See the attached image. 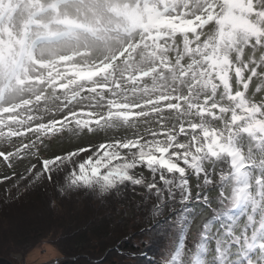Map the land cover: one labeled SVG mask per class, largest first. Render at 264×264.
I'll return each instance as SVG.
<instances>
[{"label": "snow or ice", "instance_id": "obj_1", "mask_svg": "<svg viewBox=\"0 0 264 264\" xmlns=\"http://www.w3.org/2000/svg\"><path fill=\"white\" fill-rule=\"evenodd\" d=\"M0 144L17 189L144 188L153 264H264V0H0Z\"/></svg>", "mask_w": 264, "mask_h": 264}, {"label": "rangeland", "instance_id": "obj_2", "mask_svg": "<svg viewBox=\"0 0 264 264\" xmlns=\"http://www.w3.org/2000/svg\"><path fill=\"white\" fill-rule=\"evenodd\" d=\"M90 138L94 142H99L89 133L82 134L80 138L70 139L65 136L61 139H54L44 155L59 153L60 150L68 149L72 144L86 142ZM3 149L4 145L0 144V150ZM32 162L36 163L35 160ZM27 163V161L17 162L14 168L10 169L3 158H0V210H6L10 224L7 228L8 226L4 227L0 221V257L8 259L13 264H132V262L136 263L134 256L130 254L136 252L134 250L139 252L143 247H149L154 250L159 260L161 252L171 247L170 237L173 233L168 225L136 231L137 226L153 219L152 204L150 207L146 204L151 203L154 198L148 196L144 188L133 186L130 183L99 195L102 199L99 207L105 214H110L108 217L111 223H107L105 227L107 230L104 232L102 230L93 234L89 232L82 236L64 235L69 229H71L69 232H72L77 226L75 223H69V216L56 221L52 219L43 221V218L42 222L37 221L39 220L36 218L39 213L38 206H35L32 213L28 208H33L30 206L33 200L38 202L40 199L47 203L46 198L53 197L56 193L55 185L45 181L31 189H25L23 185L19 189L13 187L15 177L12 176V172H22ZM137 171L150 177L146 169ZM4 176L12 177V179L4 180ZM57 179L59 180V177ZM192 182H195L194 179ZM56 190H58L57 186ZM94 192L89 190V193ZM139 192L142 195L146 194L147 198H142ZM63 194L69 197L64 198V201H59L54 197L52 201H49V207L56 210L58 201L68 203L77 197V194L69 189H65ZM127 196L131 201H135V198L140 200L134 205H127ZM132 196L133 199H131ZM45 215L42 213L39 216ZM170 215L165 209L164 215L158 216L163 221L167 220ZM104 222L101 223V227L105 224ZM124 239L127 241H123ZM189 240H191V234ZM118 244H120L119 247ZM123 247L130 250V253H122Z\"/></svg>", "mask_w": 264, "mask_h": 264}, {"label": "trees", "instance_id": "obj_3", "mask_svg": "<svg viewBox=\"0 0 264 264\" xmlns=\"http://www.w3.org/2000/svg\"><path fill=\"white\" fill-rule=\"evenodd\" d=\"M64 184H65V181L63 179V176L59 177V186H63ZM56 186L57 185H55V191H56L55 195L53 194V197L51 196L47 197L46 198L48 200L47 203H45V201L38 199V202H35L33 200L32 203L30 204V206L33 207V208H28V210H30L31 213L33 209L36 208L35 206H38L39 213L37 214L36 218H39V220L37 221L42 222V218H43V221H48L50 219H52V221H56V220H60V219H63L64 217L69 216V219H70L69 223H75V225L77 226L72 232H69L71 230L69 229V231L64 233V235H68V236L69 235L70 236L71 235L72 236L74 235L82 236L83 234H86L89 232L93 234L99 231L101 232V230L103 232L107 230L105 228L107 226V223H111L110 217H108V215L110 214L108 213L105 214L104 211L101 210V208L99 207V202H101L102 199L99 198L100 193L98 191H95L94 193H89L88 189H84V188L73 189V192L77 194V197L67 203V202H59V201H64V198H66L68 195L66 196L64 194H61L59 190H56ZM139 195H142V193L139 192ZM133 196L131 197V199L134 198ZM54 197L59 200L57 203L58 209L56 210L53 208H50L48 205L49 201H52ZM143 197H147L146 194H143L142 198ZM126 199H127V202H126L127 205H134V203H138L140 200V199L135 198L136 199L135 201L133 200L131 201L129 196H127ZM154 202L155 200L151 201V203L146 204V205L150 207L151 204L152 205L154 204ZM2 210H0V221L2 222V225L4 227L8 226L7 228H9L10 227L9 215L8 213H6V210H3V211ZM42 213H45L46 215L43 217H40L39 215ZM99 215H102V216H99ZM165 221L166 220H163V221L160 220V217L156 215L155 217H153L151 221L148 220L147 222L137 226L136 231L138 229L146 230V229L154 228L156 227V225L166 226L167 224L165 223ZM102 222H104L105 224L101 227ZM76 231L78 232L74 233ZM123 241L126 242L127 240L124 239ZM119 246L120 244H118V247ZM126 247H130V246H126ZM126 247H123V250L122 251L119 250V252L121 251L122 253L123 252L130 253V250H128ZM134 251L136 252H133V253L131 252L130 254L134 256L136 263L135 262L133 263L131 261L132 264H143V263L153 264V262L157 260V255L155 254L154 250H152L149 247H143L139 252H137V250H134ZM114 254H118V253L114 252Z\"/></svg>", "mask_w": 264, "mask_h": 264}, {"label": "water", "instance_id": "obj_4", "mask_svg": "<svg viewBox=\"0 0 264 264\" xmlns=\"http://www.w3.org/2000/svg\"><path fill=\"white\" fill-rule=\"evenodd\" d=\"M0 264H13L8 259L0 257Z\"/></svg>", "mask_w": 264, "mask_h": 264}]
</instances>
